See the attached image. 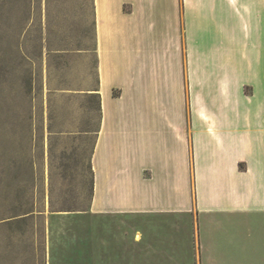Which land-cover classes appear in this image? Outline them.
<instances>
[{
  "label": "crops",
  "instance_id": "crops-1",
  "mask_svg": "<svg viewBox=\"0 0 264 264\" xmlns=\"http://www.w3.org/2000/svg\"><path fill=\"white\" fill-rule=\"evenodd\" d=\"M93 5V208L144 221L146 236L161 223L162 264L211 263L216 253L264 264V0ZM180 32L186 58L170 63ZM170 70L189 111L156 105L170 99ZM157 245L147 238L146 255Z\"/></svg>",
  "mask_w": 264,
  "mask_h": 264
},
{
  "label": "rangeland",
  "instance_id": "rangeland-1",
  "mask_svg": "<svg viewBox=\"0 0 264 264\" xmlns=\"http://www.w3.org/2000/svg\"><path fill=\"white\" fill-rule=\"evenodd\" d=\"M94 20L92 0H0V264L163 263L161 223L146 236L144 221L93 208ZM182 33L170 38V63L185 61ZM176 76L156 105L189 111ZM147 238L158 244L149 255ZM213 258L203 264H260L243 253Z\"/></svg>",
  "mask_w": 264,
  "mask_h": 264
},
{
  "label": "trees",
  "instance_id": "trees-1",
  "mask_svg": "<svg viewBox=\"0 0 264 264\" xmlns=\"http://www.w3.org/2000/svg\"><path fill=\"white\" fill-rule=\"evenodd\" d=\"M92 6H93V10H94L93 0H92ZM94 28H95V20H94ZM93 39L95 40V43H96L95 32L93 35ZM92 96H93V94H92ZM94 96L99 98V96H97V95H94ZM99 107H100V105H99V101H98V109H99ZM93 187H94V183H93Z\"/></svg>",
  "mask_w": 264,
  "mask_h": 264
}]
</instances>
